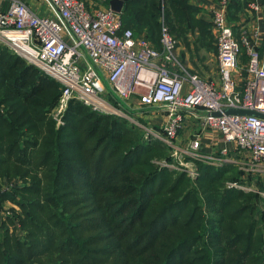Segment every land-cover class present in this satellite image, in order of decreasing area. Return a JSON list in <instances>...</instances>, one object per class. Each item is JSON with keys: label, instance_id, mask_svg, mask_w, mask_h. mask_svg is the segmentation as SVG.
Returning <instances> with one entry per match:
<instances>
[{"label": "trees", "instance_id": "16d2710c", "mask_svg": "<svg viewBox=\"0 0 264 264\" xmlns=\"http://www.w3.org/2000/svg\"><path fill=\"white\" fill-rule=\"evenodd\" d=\"M197 10L187 0H123L121 17L155 46L162 15L174 37L189 43L191 34L196 49L215 50ZM60 92L0 44V176L29 179L0 191L21 207L20 219L1 221L25 231L20 239L0 228V264H264V210L258 194L225 186L234 165L199 163L192 180L157 168L153 158L167 154L161 142L77 100L55 128Z\"/></svg>", "mask_w": 264, "mask_h": 264}, {"label": "built area", "instance_id": "2783aa9c", "mask_svg": "<svg viewBox=\"0 0 264 264\" xmlns=\"http://www.w3.org/2000/svg\"><path fill=\"white\" fill-rule=\"evenodd\" d=\"M211 24L216 81L186 70L176 54L177 39L165 23L158 47L145 34L125 26L121 11L100 0H0V44L61 86L52 109L56 125L63 123L71 100L127 119L133 111L163 108L167 120L160 127L139 119L132 122L144 130L145 138L172 148L180 170L194 176L195 165L201 162L216 168L233 164L243 173L264 172V55L254 40L244 36L245 75L242 71L236 75L239 39L221 10L212 13ZM232 109L261 116L227 112ZM188 113L197 118L198 130L185 146H179L176 141ZM207 135L232 146L216 154L203 153ZM161 163L175 167L174 161ZM243 182L228 181L226 187L248 189Z\"/></svg>", "mask_w": 264, "mask_h": 264}, {"label": "crops", "instance_id": "0c3cea01", "mask_svg": "<svg viewBox=\"0 0 264 264\" xmlns=\"http://www.w3.org/2000/svg\"><path fill=\"white\" fill-rule=\"evenodd\" d=\"M189 3L198 7L196 15L201 18H205L211 23V15L215 10H221L227 22L231 25L234 35L239 39L240 50L238 54L237 70L236 75H239V72L244 70L247 62V55L241 56L242 48H245V45L242 44V38L246 36L249 39L254 40L257 44V48L261 56L264 55V0H187ZM237 6V9L230 7L229 5ZM234 10L235 17L230 18V11ZM212 26V24H211ZM214 29L211 28V33ZM254 32L257 33L256 37H253ZM143 33V32H141ZM140 34V33H139ZM193 35L189 34V37ZM200 48L206 49L204 46ZM199 48V49H200ZM178 49V45H177ZM197 49V50H199ZM207 50V49H206ZM217 50H213L214 58L216 61V75L213 76L210 80L216 81L219 78L218 72V62H217ZM246 54V53H245ZM181 63L183 58H180ZM185 61V59H184ZM189 71V70H188ZM190 73H193L189 71ZM207 80V79H206ZM209 81V80H207ZM158 107L145 110L148 115H146L147 121L141 116V118L146 121L149 126H162L167 120V117L164 115H159ZM164 110V109H163ZM165 121V122H164ZM198 130V120L192 113L186 114L185 126L184 129L179 133L177 138V145L185 146L186 142L192 139L196 131ZM231 144L223 143L219 138H213L210 135H207L203 138L202 152L203 153H214L218 152L225 147L228 150L231 148ZM233 165V164H232ZM212 166V165H210ZM214 167V166H213Z\"/></svg>", "mask_w": 264, "mask_h": 264}, {"label": "rangeland", "instance_id": "374dc122", "mask_svg": "<svg viewBox=\"0 0 264 264\" xmlns=\"http://www.w3.org/2000/svg\"><path fill=\"white\" fill-rule=\"evenodd\" d=\"M93 3V2H92ZM159 21H161L163 23V16H160ZM162 25V24H161ZM212 28V26H211ZM213 36H214V31H213ZM193 37H189V43L187 41V39H183V38H177V45H178V49H177V56H179L180 58H183L182 64L184 65V67L186 68V70L193 72L194 74H196L197 76H199L200 78H202L203 80H209L215 75H216V61L214 58V54H213V50L210 48V46L208 47V49H204V48H200L199 50L196 49L195 46V42L193 40ZM214 43H215V39H214ZM246 51L245 48H242L241 50V56H246ZM185 59V61H184ZM188 71V72H189ZM242 75H245V71L242 70ZM159 111V115H165V111L163 110V108H158L157 109ZM146 115H148L146 113V111L144 112H134L133 113H129L128 116L130 117V119L126 118L128 121H130L131 123H133V119H139L141 120V122H144L145 124L146 121L148 120L146 118ZM141 116L146 120L144 121ZM165 122V121H164ZM63 124V123H62ZM61 123L59 125H56L55 122V128H59L62 127ZM134 124V123H133ZM155 127H159V126H155ZM140 128V127H139ZM142 132H143V137H145V132L144 130L141 128ZM158 141V140H157ZM160 142V141H159ZM162 143V142H161ZM166 148V156L164 157H156L155 159L153 158V163L157 168H167V169H172L174 171H178V172H183L184 174H186V176L192 180L194 179L198 174H199V164H196L198 168L197 174L194 176H191L189 174H187L185 171L180 170L179 166L177 165V160H173L172 157V151L173 149L170 148L169 146H167L166 144L162 143ZM163 159V160H162ZM172 162L174 161V166L175 167H167V166H163L161 162ZM191 163V164H193ZM190 165V164H189ZM235 170H233V175L236 176L235 179L233 180H228L230 182H235V181H242L245 180L246 183H244L248 189H237L234 188L236 190H240V191H247V192H253L258 194V196L260 197L258 205L259 207L264 210V189H261V191L258 189V184L262 183L264 184V172H256V173H251V172H242L238 167H236L234 165ZM244 174V175H243ZM259 174H261L260 176H258ZM246 179H240L241 177ZM228 181H225V186L226 183ZM29 182L28 178H22L20 176H12V177H8V178H2L0 176V191L4 190L5 193H12L14 191V186L19 185V186H23L25 183ZM6 188V189H5ZM259 190L258 192H255L254 190ZM261 192V193H259ZM1 193V192H0ZM2 195V194H1ZM1 195H0V228H2V226L7 227L8 229V233L16 238H23V235L25 233V231L22 229V227L20 226V224H18L17 227H15L14 225H12L9 222H3L1 221L3 218L6 219V215H10L13 218H15V220L20 219L21 217V207L19 206V204L17 203L19 201V197L16 196V199L18 201H13L12 199H5V200H1Z\"/></svg>", "mask_w": 264, "mask_h": 264}, {"label": "water", "instance_id": "95a60500", "mask_svg": "<svg viewBox=\"0 0 264 264\" xmlns=\"http://www.w3.org/2000/svg\"><path fill=\"white\" fill-rule=\"evenodd\" d=\"M108 5L114 11L120 12L122 9L123 0H109ZM227 112L235 113V114H255V115L261 116L260 114H257L255 112H247V111L238 110V109L228 110Z\"/></svg>", "mask_w": 264, "mask_h": 264}, {"label": "bare ground", "instance_id": "6f19581e", "mask_svg": "<svg viewBox=\"0 0 264 264\" xmlns=\"http://www.w3.org/2000/svg\"><path fill=\"white\" fill-rule=\"evenodd\" d=\"M199 163H201V162H199ZM199 163H198V164H199ZM202 164H203V163H202ZM206 165H208V164H206Z\"/></svg>", "mask_w": 264, "mask_h": 264}]
</instances>
